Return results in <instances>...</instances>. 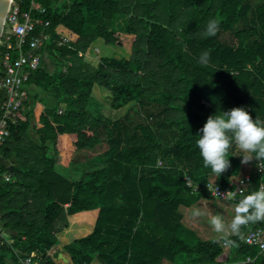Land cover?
<instances>
[{"label":"trees","instance_id":"obj_1","mask_svg":"<svg viewBox=\"0 0 264 264\" xmlns=\"http://www.w3.org/2000/svg\"><path fill=\"white\" fill-rule=\"evenodd\" d=\"M20 7L49 23L37 30L49 39L0 150V234L9 240L0 264H23L33 253L38 264H216L222 239H202L180 209L212 199L208 183L226 188L246 171L233 145L231 167L212 174L196 140L222 111L243 107L264 120V0H24ZM210 20L218 31L206 38ZM61 37L69 43L59 45ZM96 86L111 93L114 110L130 106L113 123L90 112ZM142 110L148 123L133 125ZM102 145L91 173H62L77 154ZM259 163L248 164L244 196L264 185ZM257 227L264 221L228 238L231 262L264 264L258 247L242 240Z\"/></svg>","mask_w":264,"mask_h":264},{"label":"built area","instance_id":"obj_2","mask_svg":"<svg viewBox=\"0 0 264 264\" xmlns=\"http://www.w3.org/2000/svg\"><path fill=\"white\" fill-rule=\"evenodd\" d=\"M24 0H12L10 9L4 24V30L0 42L2 52L0 55V150L10 135L11 125L18 121V115L25 108V101L28 99L26 85L33 72L37 71L42 64V50L49 36L43 31L37 33L40 27H48L49 23L43 20L32 18V12L21 11L20 4ZM35 10H41L40 6L33 3ZM44 11L43 9L41 10ZM69 39L61 37L59 45L68 44ZM99 52V49H95ZM16 54L15 57L13 55ZM82 56V54H80ZM61 113V112H59ZM3 165L0 154V167ZM257 171L264 173V164L257 165ZM260 169V171H259ZM249 169L241 176H233L229 185L222 188L213 182L208 183L204 189L212 199L222 201L227 205H232L234 209L240 199L245 195L251 182ZM3 179L11 182L10 174H4ZM187 186L197 191L195 183L189 178H185ZM228 192L231 195L224 196ZM232 233L228 234V238ZM242 240L247 245L258 247L259 252L264 254V227H257L242 235ZM9 244V240L0 234V245ZM230 246H224L222 242V252L216 259V264H249L253 261L248 257L244 260L233 261L230 259ZM36 254H31L23 264H38L35 260Z\"/></svg>","mask_w":264,"mask_h":264},{"label":"clouds","instance_id":"obj_3","mask_svg":"<svg viewBox=\"0 0 264 264\" xmlns=\"http://www.w3.org/2000/svg\"><path fill=\"white\" fill-rule=\"evenodd\" d=\"M217 31V23L210 20L202 35L206 38L213 37ZM199 63H209V54L206 51L200 54ZM197 136L199 138L196 140V147L203 166L216 176L221 177L231 167L229 149L233 145L239 150L241 165L264 161V120L257 116L253 119L243 107L209 116ZM232 193L228 192L224 196ZM260 221H264V185L257 186L239 200L230 224H225L220 216H212L209 223L220 234L224 246L227 247L233 244L228 239L229 233L239 235L242 226Z\"/></svg>","mask_w":264,"mask_h":264},{"label":"rangeland","instance_id":"obj_4","mask_svg":"<svg viewBox=\"0 0 264 264\" xmlns=\"http://www.w3.org/2000/svg\"><path fill=\"white\" fill-rule=\"evenodd\" d=\"M124 38L128 40V42H132L134 40L133 36H129L123 34ZM45 66L50 71L55 70V62L53 59L45 56ZM94 103L91 104L90 112L97 117H102L106 122L113 123L116 119L121 118L125 112L129 109L130 106H127L120 110H114L111 107L113 97L111 93L105 89L95 87L93 90ZM152 111L153 108L150 109ZM148 123L147 115L144 110L141 111L140 115L134 116V124L136 123ZM106 149L105 145L98 147L94 151H84L81 154H77L74 158L72 166L66 170L62 169V173H69L72 178H80L81 176H85L88 173H91L94 169L99 166L96 163H93L90 158L95 157L103 153ZM233 151L236 155H240L239 150L233 146ZM250 166H246L248 170ZM212 203L207 202L204 207H197L196 210L193 209L192 212H185L186 214V222L188 225L195 227L199 232L203 235V238L207 237H215L216 239H221L220 234L216 233L211 227L209 221L212 216H220L225 224H230L233 216L235 215V209L228 207V205L222 201H218L215 199ZM195 210V211H194ZM202 213L201 215H195V213ZM54 252L51 254L53 255Z\"/></svg>","mask_w":264,"mask_h":264},{"label":"crops","instance_id":"obj_5","mask_svg":"<svg viewBox=\"0 0 264 264\" xmlns=\"http://www.w3.org/2000/svg\"><path fill=\"white\" fill-rule=\"evenodd\" d=\"M122 36H123V34H122ZM96 87H97V86H96ZM212 201H214V200H211V199H209V200H205V199H204V200L199 201L195 206H193V207H191V208H185V207H183V208L180 209V211H181V213H182V215H183V220H182V222L184 223V225H186L187 227H189V228L195 230V231L198 233V235H199L202 239H204V240H210V239H216V238H215V237H207V238H203V235L199 232V230H197L195 227H193V226L187 224V222H186V215H185L186 213H185V212H187V211L192 212V210H193V209L196 210L197 207H204V206H207L206 203H207V202L212 203ZM228 207L233 208L232 205H228ZM233 209H234V208H233ZM195 210H194V211H195ZM62 242H63V243L66 242V237H63V241H62ZM52 252L56 253V252H57V249L53 250Z\"/></svg>","mask_w":264,"mask_h":264},{"label":"water","instance_id":"obj_6","mask_svg":"<svg viewBox=\"0 0 264 264\" xmlns=\"http://www.w3.org/2000/svg\"><path fill=\"white\" fill-rule=\"evenodd\" d=\"M12 0H0V42L4 30V24L10 9ZM60 259H63V256L59 255Z\"/></svg>","mask_w":264,"mask_h":264}]
</instances>
